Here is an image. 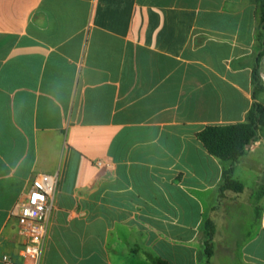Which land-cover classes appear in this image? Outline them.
I'll return each mask as SVG.
<instances>
[{
	"label": "crops",
	"instance_id": "crops-1",
	"mask_svg": "<svg viewBox=\"0 0 264 264\" xmlns=\"http://www.w3.org/2000/svg\"><path fill=\"white\" fill-rule=\"evenodd\" d=\"M258 22V0H0V264L38 173L58 176L42 264H264V129L242 193L198 138L246 121ZM214 216L254 231L218 240Z\"/></svg>",
	"mask_w": 264,
	"mask_h": 264
},
{
	"label": "trees",
	"instance_id": "trees-1",
	"mask_svg": "<svg viewBox=\"0 0 264 264\" xmlns=\"http://www.w3.org/2000/svg\"><path fill=\"white\" fill-rule=\"evenodd\" d=\"M258 21L261 61L264 56V0H258ZM253 87L254 103L247 113L245 122L225 126H207L198 133V138L209 154L218 158L224 165L222 192H243L244 185L234 178L235 166L246 155L249 145L258 140L260 130L264 129V104L258 100V96L264 92V83L259 67L253 72ZM258 190L260 199L264 195V178ZM204 232L206 234L205 253L210 258L214 254L213 240L217 233L215 222L212 219L206 220ZM157 264L166 263L158 260Z\"/></svg>",
	"mask_w": 264,
	"mask_h": 264
},
{
	"label": "built area",
	"instance_id": "built-area-1",
	"mask_svg": "<svg viewBox=\"0 0 264 264\" xmlns=\"http://www.w3.org/2000/svg\"><path fill=\"white\" fill-rule=\"evenodd\" d=\"M94 165L97 172L114 169V162L108 157L96 159ZM57 186V175L36 174L16 208L20 234L24 239L20 258L4 255L2 264H42Z\"/></svg>",
	"mask_w": 264,
	"mask_h": 264
},
{
	"label": "rangeland",
	"instance_id": "rangeland-1",
	"mask_svg": "<svg viewBox=\"0 0 264 264\" xmlns=\"http://www.w3.org/2000/svg\"><path fill=\"white\" fill-rule=\"evenodd\" d=\"M257 192L259 193V190H257ZM224 217H226V216H224ZM214 218L218 222L221 219V217H219V216L218 217L217 216H214ZM238 220H241L243 222L242 226H238L236 224H233V226H230L229 227V226H227L225 224H222L223 222L222 223L219 222V225H218V231L219 232H218V236H217L216 239H218V240L219 239H222V237H221V235H222L224 239L234 238V239L241 240V239H244L246 236H249L250 234L253 233L255 226H254V224L252 225L251 223H252V221L255 220V217L254 216H248L247 218H246V216H241V217H239ZM205 235H206L205 232H203L202 233V237H201L203 239V241H204V244H205V240H206Z\"/></svg>",
	"mask_w": 264,
	"mask_h": 264
},
{
	"label": "water",
	"instance_id": "water-1",
	"mask_svg": "<svg viewBox=\"0 0 264 264\" xmlns=\"http://www.w3.org/2000/svg\"><path fill=\"white\" fill-rule=\"evenodd\" d=\"M251 147V145H249V147L248 148H250Z\"/></svg>",
	"mask_w": 264,
	"mask_h": 264
}]
</instances>
